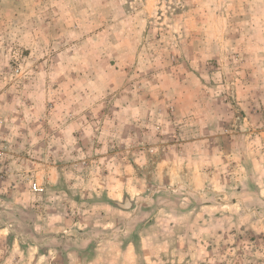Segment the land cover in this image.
Wrapping results in <instances>:
<instances>
[{"label":"rangeland","instance_id":"374dc122","mask_svg":"<svg viewBox=\"0 0 264 264\" xmlns=\"http://www.w3.org/2000/svg\"><path fill=\"white\" fill-rule=\"evenodd\" d=\"M0 147V264H264V0H0Z\"/></svg>","mask_w":264,"mask_h":264},{"label":"built area","instance_id":"2783aa9c","mask_svg":"<svg viewBox=\"0 0 264 264\" xmlns=\"http://www.w3.org/2000/svg\"><path fill=\"white\" fill-rule=\"evenodd\" d=\"M19 56H20V54H18ZM4 152H3V149H1V147H0V157H3V154ZM1 178H4V171H3V169L0 167V179ZM32 190L34 191V192H42V191H44V188L42 187V185L40 184V183H38V182H34L33 184H32Z\"/></svg>","mask_w":264,"mask_h":264}]
</instances>
